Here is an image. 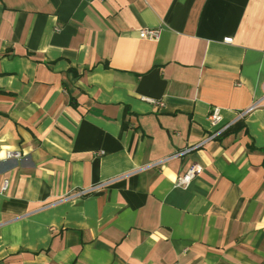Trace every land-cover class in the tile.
<instances>
[{"label":"crops","instance_id":"1","mask_svg":"<svg viewBox=\"0 0 264 264\" xmlns=\"http://www.w3.org/2000/svg\"><path fill=\"white\" fill-rule=\"evenodd\" d=\"M0 264H264V0H0Z\"/></svg>","mask_w":264,"mask_h":264},{"label":"built area","instance_id":"2","mask_svg":"<svg viewBox=\"0 0 264 264\" xmlns=\"http://www.w3.org/2000/svg\"><path fill=\"white\" fill-rule=\"evenodd\" d=\"M159 34H160V30L157 28L154 29H143L140 31L139 33V37L140 38H148V39H152V40H157L159 38ZM225 42H231L230 38H225L224 39ZM144 101L150 102V103H154V104H160L159 102L153 101L152 99H148V98H143ZM259 106V102H255L253 103L251 106H249L247 109H244L242 112L239 113V117H244L246 115H248L249 113H251L252 111H254L257 107ZM221 115H220V109L218 107H214L211 109L209 116H208V120L211 124V126L216 127L220 124L221 122ZM226 129H228L227 126H223V127H219V129L215 130V133L212 134L211 137H207L203 142L194 145L192 147H189L188 149H186L184 152L180 153V155H183L189 151H192L193 149L203 145L206 141H209V139H213L214 137L222 134L223 131H225ZM21 155L19 152H6L5 156H4V160H10V159H20ZM201 172V168L198 166H193L191 168H189L183 175H181L180 177L177 178L176 184L177 186L180 187H187L190 182L194 179V177H196V175H198ZM7 186V182H4L3 185V189H5ZM91 191H93V189H85V190H81L77 193H75L76 196H83L86 195L88 193H90Z\"/></svg>","mask_w":264,"mask_h":264}]
</instances>
